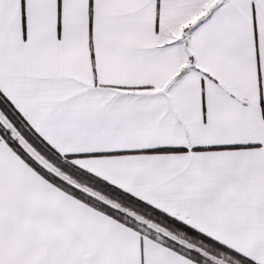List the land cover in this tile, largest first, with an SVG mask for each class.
<instances>
[{"label": "snow or ice", "instance_id": "1", "mask_svg": "<svg viewBox=\"0 0 264 264\" xmlns=\"http://www.w3.org/2000/svg\"><path fill=\"white\" fill-rule=\"evenodd\" d=\"M0 264H264V0H0Z\"/></svg>", "mask_w": 264, "mask_h": 264}]
</instances>
